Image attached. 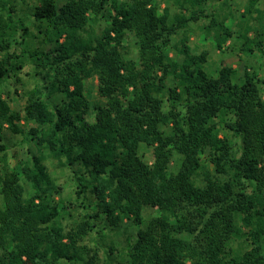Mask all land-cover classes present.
<instances>
[{
    "label": "trees",
    "instance_id": "1",
    "mask_svg": "<svg viewBox=\"0 0 264 264\" xmlns=\"http://www.w3.org/2000/svg\"><path fill=\"white\" fill-rule=\"evenodd\" d=\"M153 1L34 0L21 16L19 0H0V87L20 82L28 65L43 83L26 90L24 116L0 93V165L5 130L37 148L21 172L0 170V264H103L85 239L100 224L136 220L145 207L161 216L119 255L107 246L109 264H264V78L227 66L212 75L208 52L193 54L187 40L174 47L181 62L166 53L178 29L207 17L209 3L230 0H182L192 12L173 25ZM261 2L264 18V0H248L249 12ZM100 20L101 33L87 34ZM129 34L136 60L125 47ZM220 34L218 48L232 36ZM254 45L264 59V39ZM95 77L104 106L88 99ZM23 119L36 125L26 134ZM142 145L154 149L153 164ZM46 156L71 170L74 194L92 210L70 228Z\"/></svg>",
    "mask_w": 264,
    "mask_h": 264
},
{
    "label": "rangeland",
    "instance_id": "2",
    "mask_svg": "<svg viewBox=\"0 0 264 264\" xmlns=\"http://www.w3.org/2000/svg\"><path fill=\"white\" fill-rule=\"evenodd\" d=\"M34 0H19V14L26 15L28 6L33 4ZM126 1V0H121ZM182 0H154L153 3L158 7L159 14H163L164 10H169L168 23L169 25L178 24L177 20L180 16L189 17L192 12L190 6L183 8L181 6ZM263 9V3L249 12L248 0H230L229 2H212L206 6L205 15L198 22H188L185 27H182L176 31L172 37L171 45L167 48L166 53L181 62L183 56L179 55L175 46H181L183 40H187L188 45L191 47L193 54H200L203 51L208 52V65L207 70L212 75H216L217 72L224 67H232L238 72L240 77H243L246 72L257 74L259 78H264V59L258 52L254 45V41L264 39V35L256 37V34L264 33V18H261V11ZM24 11V13H22ZM213 23L222 22L224 28L215 26ZM106 22L100 20L92 22L87 27V34L99 35L105 28ZM209 27V28H207ZM211 27V28H210ZM224 29L231 32L232 36L227 40H224L221 44V48H218V43L223 40ZM247 31H250L247 36ZM256 37V38H255ZM30 44H34L33 40H30ZM252 47L254 53H246L244 49L246 47ZM125 47L129 53V57L136 60L138 57L139 46L136 38L133 34H129ZM20 53L19 50L15 51ZM36 70L32 65H28L20 74V82H16L15 79H10L0 87V93L2 97L8 102L12 111L21 113L24 116V107L26 104V90L33 89L36 86L42 85V80L38 76H35ZM98 79L95 77L87 83L88 99L91 106L96 104L104 106L106 100L102 98L98 93ZM59 98L53 97L51 100L55 101ZM21 129L26 134L30 128L35 127V123L26 121L23 119L19 123ZM226 130L222 131L224 135ZM23 135H15L9 130L4 131V143L6 144L7 158L6 167L9 170L21 172V163L28 158L29 150L32 153L37 152V148L33 144H28L24 141ZM143 160L148 164H153L154 149L142 145L140 149ZM45 165L47 167V173L50 177L54 178L56 183L62 187V194L60 198L61 206L66 207V211L63 213L61 222L70 228L72 225L79 222V220L86 213H92L89 208L82 207V204H87L85 200L82 203L77 199L74 194L75 180L70 169L61 168L56 160L46 156ZM0 165V170L3 169V165ZM178 169L177 161L173 163L171 170L176 171ZM26 188V195L30 196L32 191L30 185L24 180ZM161 216V212L157 208L145 207L143 209L141 217L136 220L128 221L124 220L121 227L103 229L104 223L91 233L85 239V243L90 246H98L101 261L103 264H109L108 247L113 246L116 248V256L119 255L127 247V238L135 237L136 233L150 224V222ZM101 230H104L101 232ZM100 231V233H98ZM105 234V238H103ZM23 264H28L24 262ZM63 264V263H62Z\"/></svg>",
    "mask_w": 264,
    "mask_h": 264
},
{
    "label": "crops",
    "instance_id": "3",
    "mask_svg": "<svg viewBox=\"0 0 264 264\" xmlns=\"http://www.w3.org/2000/svg\"><path fill=\"white\" fill-rule=\"evenodd\" d=\"M240 77V76H239Z\"/></svg>",
    "mask_w": 264,
    "mask_h": 264
}]
</instances>
